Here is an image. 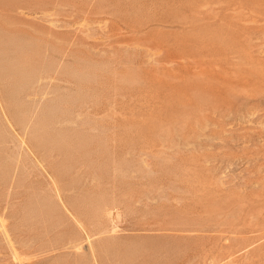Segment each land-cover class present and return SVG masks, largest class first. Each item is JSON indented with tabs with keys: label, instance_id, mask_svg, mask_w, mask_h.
Segmentation results:
<instances>
[{
	"label": "rangeland",
	"instance_id": "rangeland-1",
	"mask_svg": "<svg viewBox=\"0 0 264 264\" xmlns=\"http://www.w3.org/2000/svg\"><path fill=\"white\" fill-rule=\"evenodd\" d=\"M0 264H264V0H0Z\"/></svg>",
	"mask_w": 264,
	"mask_h": 264
}]
</instances>
